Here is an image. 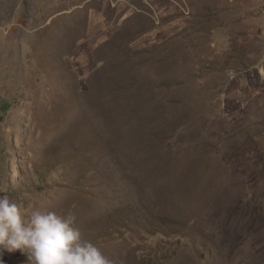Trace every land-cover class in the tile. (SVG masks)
Returning <instances> with one entry per match:
<instances>
[{
  "label": "rangeland",
  "instance_id": "obj_1",
  "mask_svg": "<svg viewBox=\"0 0 264 264\" xmlns=\"http://www.w3.org/2000/svg\"><path fill=\"white\" fill-rule=\"evenodd\" d=\"M0 195L114 264H264V0H0Z\"/></svg>",
  "mask_w": 264,
  "mask_h": 264
},
{
  "label": "clouds",
  "instance_id": "obj_2",
  "mask_svg": "<svg viewBox=\"0 0 264 264\" xmlns=\"http://www.w3.org/2000/svg\"><path fill=\"white\" fill-rule=\"evenodd\" d=\"M72 211L27 208L0 195V264L4 251H19L28 264H114L95 243L83 238Z\"/></svg>",
  "mask_w": 264,
  "mask_h": 264
},
{
  "label": "bare ground",
  "instance_id": "obj_3",
  "mask_svg": "<svg viewBox=\"0 0 264 264\" xmlns=\"http://www.w3.org/2000/svg\"><path fill=\"white\" fill-rule=\"evenodd\" d=\"M148 122L149 121H146V123H148ZM94 134H95V137H91L90 140H89V142H88V144L90 146H93L96 151H100L101 152L102 156L104 157V161H105L106 164H111L112 163V156L110 154H108V151H109V148H108V145H107V144H109L108 141H107L108 139H106L105 137H103L101 135V133L97 129H95V128H94Z\"/></svg>",
  "mask_w": 264,
  "mask_h": 264
}]
</instances>
